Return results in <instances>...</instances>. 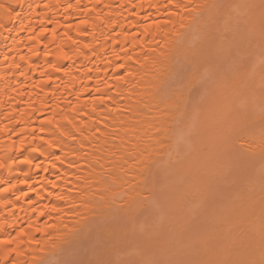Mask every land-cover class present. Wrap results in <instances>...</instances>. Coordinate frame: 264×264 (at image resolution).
<instances>
[{
	"label": "bare ground",
	"instance_id": "6f19581e",
	"mask_svg": "<svg viewBox=\"0 0 264 264\" xmlns=\"http://www.w3.org/2000/svg\"><path fill=\"white\" fill-rule=\"evenodd\" d=\"M36 2L0 0V74L8 64L4 55L15 56L11 49L18 45L25 59L17 57V62L30 77L26 80L19 70L15 75L12 69L7 71L12 88L7 97L0 94V129L7 126L9 131H0V157H27L41 168L29 172L28 165L12 164L10 172L0 170V181L15 182L29 173L32 185L4 194L6 185L0 183V241L9 237L14 241L0 243V264H53L73 259L85 248L92 250L96 264H152L161 262L157 256L162 242L174 250L173 261L184 264L258 262L264 222L261 0H54L56 6L47 16L43 6L35 7ZM185 4L199 7L186 11ZM253 4L256 7H248ZM97 13L103 18L97 19ZM169 17L171 22L163 23ZM81 18L89 20V26L80 28L86 35H77ZM45 27L49 31L42 33ZM68 37L80 41L75 65L62 58L61 49L72 55L77 48ZM52 64L73 69L71 76L54 72ZM87 67L93 71L87 73ZM49 75L52 82L41 83ZM98 86L100 91H94ZM73 93L80 95V115L66 103H77ZM10 109L21 123L4 119ZM64 113L68 119L75 117L76 129L66 123ZM53 117L57 123L44 124L46 131L39 132L41 124ZM33 128L42 139H32ZM64 128L76 139L55 143L51 133L59 136L58 129ZM21 139L26 142L23 152L18 151ZM47 139H53L55 146L43 144ZM33 145L44 155L32 151ZM180 184H186L182 190L192 189L187 193L195 188L193 193H198H190V198L194 196L196 202L186 203L189 198L175 193ZM209 191L212 198L204 199ZM22 192H28V199L16 198ZM59 194L67 200L57 201ZM202 202L214 207L211 210ZM45 205L63 212H51ZM201 206L206 207H202L208 214L205 218ZM178 210L187 217H179L182 226L197 218L189 222L193 229L189 223L184 228L177 225ZM198 211L201 219L195 215ZM207 217L209 222L201 227ZM51 224L56 227H46ZM168 224L176 232L178 226L177 234L185 232L186 241L193 234L197 238L203 228L201 237L206 235L197 238L200 245L194 243L196 238L189 241L199 247L204 243L206 249L201 246V252L196 247L201 254L196 248L194 253L183 235L180 239L172 230L176 237L169 236ZM21 231L26 235L21 236ZM152 233L164 238L160 234L156 239ZM177 237L191 247L183 249L189 251L185 256ZM173 238L180 244H172ZM168 239L171 245H166ZM157 250L160 253L154 256ZM168 251L163 254L169 257Z\"/></svg>",
	"mask_w": 264,
	"mask_h": 264
},
{
	"label": "snow or ice",
	"instance_id": "6c2138e0",
	"mask_svg": "<svg viewBox=\"0 0 264 264\" xmlns=\"http://www.w3.org/2000/svg\"><path fill=\"white\" fill-rule=\"evenodd\" d=\"M35 7H40V5H36ZM44 8H47L48 5L45 4L43 5ZM106 7H110V6H106ZM176 7H179V5H176ZM195 7H199V5H196ZM195 7H191L187 4L183 5V10H186V11H195ZM248 7H256V5H248ZM259 8H260V12H261V23H262V29H264V0H261L260 2V5H259ZM111 13H109L110 15ZM172 15H175V13H173ZM97 19H102L103 17L101 16V14L97 13ZM171 22V17H169V20H166V21H163V23L167 24V23H170ZM40 23H46V21H40ZM110 23V22H109ZM89 26V20L88 19H85V18H81L80 20V24L77 26V35H86L87 33L86 32H82L80 31V28L81 27H87ZM61 27H68V28H71L72 25H61ZM49 30L47 29V27L43 28L42 29V33H47ZM145 31H147V27L145 28ZM52 35L55 36L56 35V32H55V29L52 30ZM65 35H67V33H65ZM69 40H71V42L74 44V45H77V48L74 50L73 54L70 55L68 52H65L63 51V49H61V54H62V58L65 59V60H70L73 62V65H75V60H74V56L79 52V45H80V41L79 40H74L72 39V37H68ZM95 42V41H94ZM85 48H88L89 50L92 49V45H89V44H85L84 45ZM11 51H15V49H11ZM35 55H39V53H34ZM46 55H51V53H47ZM4 61L7 63L10 59H12V57H10L9 55L5 54L4 57H3ZM21 60H24L25 58L23 56L20 57ZM15 67L19 70L20 69V65L17 64L15 65ZM29 67H33V65H31V63H29ZM118 67H124V65H119ZM51 68L54 72L56 73H63L64 76H71V73L73 71V69H65L63 68L62 66L58 65V64H52L51 65ZM75 71L76 72H79L80 71V68L79 67H76L75 68ZM85 71L87 73H90L93 71V69L91 67H87L85 69ZM19 74L21 76H28L29 73H26L24 72L23 70H20L19 71ZM132 73L129 72V76H131ZM41 76H43V73H41ZM87 78V77H85ZM52 82V77L51 75L48 76L47 80H42L41 83H51ZM59 86V85H57ZM65 87H67V85H64ZM94 91L96 92H99L100 91V88L99 86L97 88L94 89ZM54 95V93H53ZM74 97H75V100H76V104L74 106L71 105V102L70 101H66V103H69L70 104V109L72 112H76L77 115H80L81 113L80 112H77V109L81 107L79 101H80V95H77L75 93H73ZM108 99H111V97L109 96ZM99 102L100 103H104V98L103 97H100L99 98ZM87 103V101L85 102ZM97 103V100L94 98L92 100V104L95 105ZM46 106V105H44ZM93 111H95V108L93 107ZM65 120H66V123L68 125H71L73 127V129H76L78 126L74 123L75 121V117H72L71 119H68L66 116H65ZM16 123H21V121H15ZM56 120H55V117H53L52 119H48L46 121H44L42 124H41V127L39 129V132L43 133L46 131L45 127H44V124H48V125H52V124H56ZM5 132H8L9 129L6 127L4 128ZM37 129L33 128L31 129V133H32V139H37V138H41L42 137H37L36 136V133H37ZM59 131V136L63 137V138H66V139H72V140H75L76 137L72 134V132H70L67 128H64L62 131ZM16 135H20V133H16ZM51 135L53 137H55L57 139V135L55 132L51 133ZM43 144L47 145L48 147H54V143H53V139H47V140H42ZM25 140L21 139L19 141V149L18 151L19 152H23L24 151V147H25ZM81 147H83V145L81 144L80 145ZM13 151H16V149H13ZM32 151H39L41 155H44V152L41 151L40 147L38 145H33L32 147ZM5 155L7 156V152L5 153ZM59 159V158H57ZM63 161L61 160V163ZM12 164H17V165H28L30 166V169H29V172H31V170H36V171H40L41 168L39 165H36L33 163V161L27 157L23 158V159H18L16 156H11V157H8V158H5V157H0V170H4V169H8L9 172L11 171V165ZM55 165H53L54 167ZM28 176H29V173H24L23 174V178H17L15 182L11 181V180H5V181H0V183H3L6 185V187L3 189V193L4 194H8V193H12V194H15V191L19 188V186L21 185H25L27 186L29 189H31L32 185L29 183V179H28ZM35 182V181H34ZM51 183V182H49ZM51 186L53 188L56 187V184L52 183ZM51 195V193H50ZM18 200L19 199H28V192H22L20 193V195H18L16 197ZM5 201L7 202V196L5 195L4 197ZM42 199V197H41ZM55 199L57 201H60V200H66V197L63 195V194H59V195H56L55 196ZM29 203H32V204H35V201L33 200H29ZM72 207L75 206V204L73 203L71 205ZM45 208H49V205H45L44 206ZM49 210L51 212H57V213H60V212H63V209L59 208V207H56V206H51L49 208ZM40 215L43 216L44 215V212L41 211L40 212ZM31 226V225H30ZM46 227H52V228H55L56 225L55 224H51V225H46ZM37 231H39V229H37ZM261 233H262V239H261V259L257 262V261H252V260H220V261H215L214 264H264V222H262V229H261ZM20 235L21 236H24L26 235L25 232L21 231L20 232ZM14 241L12 240L11 237H9L7 240H3V241H0V243H5V244H11L13 243ZM33 241L32 240H28V243H32ZM36 243H39V240H36L35 241ZM53 264H85L84 261L82 260H76V259H64V260H61L59 262H53ZM98 264H103V262H98ZM152 264H163V262H152ZM167 264H184L183 261H169L167 262Z\"/></svg>",
	"mask_w": 264,
	"mask_h": 264
},
{
	"label": "rangeland",
	"instance_id": "374dc122",
	"mask_svg": "<svg viewBox=\"0 0 264 264\" xmlns=\"http://www.w3.org/2000/svg\"><path fill=\"white\" fill-rule=\"evenodd\" d=\"M217 176H218V175H217ZM219 176H220V175H219ZM181 178H182V177H181ZM179 179H180V178H179ZM176 181H177V182H178V181H179V182H182V181H180V180H176ZM215 181H216V180H215ZM213 182H214V181H213ZM182 183H185V182L183 181ZM177 185H178V184H177ZM183 185H184V187H186V186H185L186 184H180L179 188H180L181 186L183 187ZM182 187H181V189L178 188L179 190H181V192L178 190L179 192L177 191V192H175V193H176V194L179 193L180 195H183L186 199L189 198L187 201H186L185 198H183V199H185L186 203H189V201H191L192 199L195 200V197H194V196H196V194L198 193V192H197L196 194L193 193V192L195 191V188L193 189V190H194L193 192L190 191L191 195H192V193H193V195H194V196H192V199H191V198H190L191 195H190V193L188 192L189 195H190V196H189L188 193H187V191L192 190V189H189V190L185 191L186 189L184 188L185 190H184V189L182 190ZM165 188H166V187H165ZM186 188H187V187H186ZM188 188H190V187H188ZM182 191H185V192L182 193ZM210 192H211V191L208 192V193H209V197H208V195H207V198L204 197V199H208V200H210V199L212 198V196H210ZM201 193H202V192H201ZM201 193H200V194H201ZM208 193H207V194H208ZM179 194H178V197H179ZM186 194H187V196H186ZM201 195H202V194H201ZM176 196H177V195H176ZM216 196H217V195H216ZM199 197H200V196H199ZM213 197L215 198V195H213ZM209 198H210V199H209ZM214 198H213V200H215ZM204 199H203V202H205ZM176 200H178V199H176ZM208 200H206V201L208 202ZM213 200L211 201L212 203H213ZM193 202H196V200L193 201ZM203 202H202V203H203ZM207 202H206V203H207ZM171 203H172V202H171V200H170V204H171ZM191 203H192V201H191ZM202 203H201V204H202ZM206 203H203V205L206 204ZM189 204H190V203H189ZM214 204H215V202H214ZM198 205H200V204H197V206H198ZM167 206H170V205L167 204ZM195 206H196V205L194 204V205H193L194 209H195ZM207 206H208V207H211V206L214 207V205H211V204H210V206H209V204H206V207H207ZM188 207H189V206H188ZM188 207H187V205H186V209H188ZM202 207H203V209H204L205 206H201V211L203 210ZM206 207H205V208H206ZM212 207L210 208L211 210H212ZM198 208H199V207H198ZM189 209H191V208H189ZM194 209H192V210L195 211ZM199 209H200V208H199ZM181 210H182V209H181ZM181 210H180V211H179V210L177 211V215H178V217H176V218H178V219H176V218L170 219V222H171V220L176 219V221H177V220L179 221L178 224H177V225L179 226V225H180V220H181L182 218L187 219V217L185 216V213H184V217L182 216ZM197 210H198V209H197ZM197 210H196V211H197ZM168 211H170L169 207H168ZM185 211H187V210H185ZM196 211H195V212H196ZM203 211H204V210H203ZM209 211H210V210H209ZM187 212H188V211H187ZM199 212H200V211H198L197 214H195L196 216L199 214L197 217H200V215L202 214V212H201V213H199ZM204 212L206 213V210H205ZM210 212H211V211H210ZM212 212H213V211H212ZM172 213H173V212H172ZM205 213H204V214H205ZM208 213H209V212H208ZM164 214H166V213H164ZM179 214H181V216H180ZM209 214H210V213H209ZM211 214H212V213H211ZM211 214H210V217H209L210 220H211V217H212ZM169 215H171V214L169 213ZM175 215H176V214H175ZM177 215H176V216H177ZM202 215H203V214H202ZM207 215H208V214L206 213L205 215H203V217H204V216H207ZM161 216H163V214H161L160 217H161ZM165 216H167V215H165ZM171 216L174 217V215H171ZM171 216H170V217H171ZM170 217L168 216V218H170ZM179 217H180V218L182 217V218L179 220ZM185 217H186V218H185ZM193 217H194V216H193ZM193 217H191V219H192ZM201 217H202V216H201ZM201 217H200V219H201ZM168 218H167V219H168ZM204 218H205V217H204ZM163 219H164V217H163ZM167 219H166V220H167ZM193 219H196V220H197L196 217L193 218ZM193 219H192V220H193ZM192 220H189V222L192 221ZM196 220H194V221H196ZM207 220H208V217L206 218L205 222H202V221H204L203 218H202V221H200L199 218H198V222H202L201 225H200V224H199V225H200L201 227H202V226H203V227H206L207 223L209 222V220H208V221H207ZM212 220H213V219H212ZM212 220H211V222H214V221H212ZM167 221H169V220H167ZM187 221H188V220H187ZM206 221H207V223H206ZM170 222H169V223H170ZM181 222H182V221H181ZM183 222L186 223V220H183ZM183 222H182V223H183ZM189 222H187V223H189ZM211 222H210V223H211ZM176 223H177V222H176ZM187 223H186V226H187ZM193 223L195 224V222H193ZM210 223H209V224H210ZM166 224H167V222H165V225H166ZM172 224H173L174 226L176 225V224H174V223H171V225H172ZM171 225H169V224L167 225V226H169L170 228L166 226V227L168 228V231L171 229V230L168 232V234H169L170 232H172V230L175 231L174 228L172 229L173 226L171 227ZM190 225H191V227H192V224H190V223H189V225H188L189 227H188V226H187V227H188V228H191ZM195 225H196V224H195ZM178 226L175 227L176 230H177V232H178V229H179ZM180 226H182V225H180ZM186 226H185V224L183 223V226H182V227L184 228V227H186ZM196 226H197V225H196ZM200 226H198V228H199ZM208 226H209V225H208ZM162 227H164V226H161V230H162ZM182 227H181V228H182ZM194 227H195V226H194ZM201 227H200V229H201ZM209 227H211V226H209ZM151 228H152V227H151ZM151 228L149 229V232L152 231ZM164 228H165V227H164ZM183 228H182V229H183ZM196 228H197V227H196ZM159 229H160V228H159ZM159 229H157V230L161 232V230H159ZM182 229H181V230H182ZM186 229H187V228H186ZM192 229H193V227H192ZM202 229H203V228H202ZM202 229L200 230V232H202ZM209 229H210V228H209ZM163 230L165 231L166 228L163 229ZM163 230H162V231H163ZM181 230H180V231H181ZM196 230H197V229H196ZM205 230L207 231V228H206ZM180 231H179V232H180ZM184 231H186V230H184ZM187 231H191V230L187 229ZM197 231H199V230H197ZM149 232H148V233H149ZM152 232H153V231H152ZM154 232H155V231H154ZM154 232H153V233H154ZM156 232H157V231H156ZM156 232H155L154 234H156ZM175 232H176V231H175ZM175 232H174V233H175ZM177 232H176V234H177ZM182 232H183V231H182ZM193 232H195V231H193ZM200 232H199V234H200ZM150 233H151V232H150ZM153 233H152V234H153ZM163 233H164V232H163ZM165 233L167 234V232H165ZM180 233H181V232H180ZM183 233H185V232H183ZM183 233H181V234L183 235ZM186 233H187V232H186ZM189 233H190V232H189ZM189 233H188V234H189ZM202 233H203V232H202ZM154 234H153V235H154ZM160 234H162V233H160ZM160 234H158V235H156V236L154 235V236L156 237V239H157V237H158ZM166 234H164V235H165V239H167V238H166ZM168 234H167V236H168ZM188 234H187V235H188ZM190 234H191V233H190ZM190 234H189V235H190ZM195 234H196V233H195ZM199 234H196V235L199 237ZM171 235H173V237H176L173 233H172V234H171V233L169 234L170 237H171ZM182 235H180L179 233L177 234V236H179L180 239H181V236H182ZM184 235H185V234H184ZM184 235L182 236V238L184 237ZM187 235H186V236H187ZM191 235H192V234H191ZM193 235H194V234H193ZM193 235H192V238H191V237H188V238L193 239ZM205 235H206V234L204 233V234L202 235V237H201V234H200V237H201V238H199V239H203ZM147 236H152V235H147ZM186 236H185V237H186ZM152 237H153V236H152ZM155 237H154V238H155ZM161 237H163V234H162ZM161 237L158 238V241H159V239H160ZM170 237H168V238L171 239ZM179 237H177V239H179ZM198 237H197V238H198ZM163 238H164V237H163ZM163 238L160 240L161 242H162ZM195 238H196V236H195ZM195 238H194V239H195ZM197 238H196V239H197ZM169 239L167 240L168 244L166 243V245H169V244H170L169 241H171V240H169ZM175 239H176V238H175ZM175 239L173 238V240H172V244H173V243L175 244V242H176ZM180 239L177 240V241H179V242L181 243L180 246H182L181 249H180V246H179L180 243L177 242V243H179V244H178L179 249L183 251L182 254H184V253H188V252H189L188 250H183V249H187V248H185V247H187V246L190 245V241H189V240H191V239H188V241H189V245H187V243H185V242H188V241H186L185 238L182 239V240L185 239V242H183L182 240L180 241ZM194 239H193V240H194ZM196 239H195V242H194V241H193V242H194L195 244H197V245H200V240L197 239V240L199 241V242H197ZM152 240H153V239H152ZM154 241H156V240H154ZM163 241H164V240H163ZM173 241H175V242H173ZM191 241H192V240H191ZM201 241H202V240H201ZM147 242H148V241H147ZM165 242H166V241H165ZM193 242H191V244H192ZM158 243H159V242H158ZM163 243H164V242L161 243L162 246H160V247H162L163 249H165V247H166V249L163 251V249L161 250L160 247H159L160 251H162L161 254H163V252H166V250L168 251V249L171 248V251H172V252H171V251H170V252L168 251V253H170V254H168V255L171 256L172 260L170 259V256H169V257L167 256V253H164V254H163V256H164L163 258L166 259V260L163 259V261H162L161 254H159L160 251H159V253H157L159 249H158L156 252H153V253H155L154 256H156V254H157V255L159 254V255L157 256L158 259L156 258L157 261H158V260H161V262H163L164 264H166L167 261H168L167 259H170L171 261H173V258H175V257H172V254H173V251H174V250H172V247H170V246H169L168 249H167V246H165V244H163ZM177 243L175 244L176 246H177ZM184 243H185V244H184ZM198 243H199V244H198ZM201 244H202V245H201L202 247H201V246H200V247L203 248V249L205 250V249H206L205 246H204L205 244H204V243H201ZM163 245H164L165 247H164ZM170 245H171V244H170ZM175 245H172V246H174V247H173L174 249H177L178 247H176ZM192 245L195 246V247H193ZM192 245H190V246L192 247V249H193V251H194V253H195V248H196V247L198 248L199 246L194 245V244H192ZM211 245H212V244H211ZM190 246H189V248L191 249ZM200 247L198 248V250L200 249ZM197 248H196V252H198ZM190 249H189V250H190ZM85 250H86V251H83V252H82V250H81V252L78 251V253L74 254V255H73V256H74L73 259H76V260H83V261L85 262V264H88V263H89V264H91V263H92V264H96V262L93 261V260H94V253H92V250L89 249V248H88V249L85 248ZM88 250H90V252H89ZM180 250H179V251H180ZM200 250H201V249H200ZM204 250H201V252L204 251ZM177 251H178V250H177ZM177 251H175V252H177ZM184 251H187V252H184ZM191 251H192V250H191ZM79 252H80V253H79ZM85 252H87V254H86ZM175 252H174V256L177 255V253H175ZM201 252L199 251V252H198V255L201 254ZM90 253H91V254H90ZM88 254H89V256H88ZM132 254H133V253H132ZM182 254H180V255H182ZM123 255H124V254H123ZM123 255H122V256H123ZM125 255H126V253H125ZM128 255H130V254H128ZM128 255H127V256H128ZM151 255H152V254H151ZM196 255H197V254H196ZM198 255H197V256H198ZM92 256H93V258H92ZM152 256H153V255H152ZM159 256H160V258H159ZM166 256H167L168 258H167ZM177 256H179V254H178ZM182 256H183V255H182ZM184 256H185V254H184ZM194 256H195V255H194ZM197 256H196V257H197ZM75 257H76V258H75ZM129 257H131V255H130ZM179 257H180V256H179ZM125 258H126V257L124 256V259H125ZM182 258H183V257H182ZM70 259H71V257H70ZM95 259H97V256H96ZM128 259H129V258H128ZM175 259H176V258H175ZM175 259H174V260H175ZM180 259H181V258H180ZM86 260H87V261H86ZM170 260H169V261H170ZM197 260H198V259H197ZM126 261H127V260H126ZM169 261H168V262H169ZM175 261H176V260H175ZM178 261H179V260H178ZM194 261H196V259H195ZM194 261H192V262H194ZM158 262H160V261H158ZM97 264H98V262H97Z\"/></svg>",
	"mask_w": 264,
	"mask_h": 264
},
{
	"label": "clouds",
	"instance_id": "9594fccd",
	"mask_svg": "<svg viewBox=\"0 0 264 264\" xmlns=\"http://www.w3.org/2000/svg\"><path fill=\"white\" fill-rule=\"evenodd\" d=\"M36 5H40V7H42L44 4L43 0H37L36 2ZM48 7L45 8V16H47L48 13H50L52 11V7L53 6H56L54 4V0H48V3H47ZM29 7H31V5H29ZM36 8H39V7H36ZM33 12L35 14V9H33ZM14 49H15V53L16 55L12 57V59H10L8 61V64L5 68V73L4 74H0V82H2V84H0V94H3V96L7 97L9 95V92L11 91V84L9 83V80H10V77L7 75V71L8 69H12L13 72H12V75H15V70H18L15 65L19 64L17 62V57H19L20 59V51H19V46H14ZM21 60V59H20ZM20 65V64H19ZM20 70H23L24 72L28 73L27 70L23 69L20 67L19 71ZM26 80L27 79H30L29 75L25 77ZM73 81L70 79L69 80V83H72ZM17 95H19V92H17ZM9 103H11V101H9ZM2 106V105H0ZM13 112H14V109H10L9 110V114L7 116L4 117V119L8 120L10 123L11 122H14L15 121V116L13 115ZM64 116L67 115V113H64L62 114ZM7 126H5L6 128ZM4 129H0V131H3ZM29 138H31V133H29ZM55 143L57 144H62L63 143V137L61 136H57V139L55 141ZM66 200H67V197H66Z\"/></svg>",
	"mask_w": 264,
	"mask_h": 264
}]
</instances>
